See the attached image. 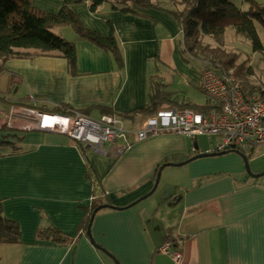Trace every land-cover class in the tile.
Masks as SVG:
<instances>
[{
  "label": "crops",
  "instance_id": "0c3cea01",
  "mask_svg": "<svg viewBox=\"0 0 264 264\" xmlns=\"http://www.w3.org/2000/svg\"><path fill=\"white\" fill-rule=\"evenodd\" d=\"M64 1L33 0L51 12L60 11ZM76 1L71 7L85 26L103 35L114 28L121 60L75 33L68 38L76 45L75 69L55 54L0 61V141L8 134L5 127L24 137L19 151L0 148V200L6 217L21 230L19 242L0 244V264H117L103 249L120 264H264V174L259 175L264 173V145L248 158L250 171L235 150L168 165L162 186L130 206L151 191L163 164L217 152L216 135L164 132L138 139L134 134L147 119L141 109L150 100L152 79L165 82L161 71L169 68L203 92V64L183 57L182 24L161 0L154 1L163 8L136 5L137 13L108 4L92 12L88 0ZM63 28L56 32L62 34ZM183 94L198 103L189 92ZM60 104L95 119L110 111L132 131L131 145L121 154L114 145L104 155L65 133L22 127L34 123V107ZM200 136L211 143L200 145ZM94 202L125 207L96 213L92 236L103 249L83 228ZM48 224L73 240L60 245L38 238L37 229ZM167 241L182 251L180 262L159 252Z\"/></svg>",
  "mask_w": 264,
  "mask_h": 264
},
{
  "label": "trees",
  "instance_id": "16d2710c",
  "mask_svg": "<svg viewBox=\"0 0 264 264\" xmlns=\"http://www.w3.org/2000/svg\"><path fill=\"white\" fill-rule=\"evenodd\" d=\"M246 1L249 4L247 10L241 9L231 0H181L184 6L173 10L163 8L164 6L160 7L154 0H88L92 12H98L108 4L123 13H137L135 10L137 5L163 8L175 14L182 24L186 50L189 53L194 52L196 58L205 62L210 59V66L223 72L235 66L236 58L234 59L232 55L228 57L227 54L219 51L218 47L203 45L202 41L205 36L219 38L218 36L223 34L228 27H234L239 34H245L252 39L254 49L262 52L264 65V45L256 26L257 22L264 28V0ZM73 2L77 1L65 0L60 11L51 12L38 8L33 0H0V61L29 54H55L66 57L75 69L77 58L75 42L56 32L58 27H70L80 38L92 41L120 61L122 51L114 28L112 27L107 35L88 28L73 11L71 7ZM252 72V67L245 68L240 65L236 72L237 83L244 89H256L264 99V66L256 81L250 79ZM257 82L259 83L256 84ZM209 106L208 102L205 105L194 103L183 95L179 96L168 91L166 84L159 77L152 79L150 100L148 105L141 110L146 112L145 116L148 118L164 108H192L196 111H205ZM32 110L65 115L80 111L67 104L46 108L34 107ZM122 116H128V114ZM4 129L8 131V134L0 141V148H8L11 152L19 151L21 147L17 143L21 142L24 137L12 127ZM98 206L99 204L94 202L88 209V216L83 224L85 230L88 228L92 212ZM36 233L38 238L60 245H67L73 240L70 234L64 233L52 224L38 228ZM20 239L19 223L6 217L0 200V244L19 242Z\"/></svg>",
  "mask_w": 264,
  "mask_h": 264
},
{
  "label": "built area",
  "instance_id": "2783aa9c",
  "mask_svg": "<svg viewBox=\"0 0 264 264\" xmlns=\"http://www.w3.org/2000/svg\"><path fill=\"white\" fill-rule=\"evenodd\" d=\"M209 62L203 63L201 89L210 106L205 111L192 108L161 109L146 119L142 129L134 132L138 139L164 132L189 137L216 135L220 142L215 151L239 150L246 154L264 145V99L256 89H244L230 70L223 72L211 67ZM53 117L60 119H51ZM32 118L33 121L37 118L39 122L22 125L25 130L65 133L74 141L104 155L110 154L114 145L118 154L131 145L128 134L132 131L125 128L114 115L105 114L95 119L81 111L65 115L35 110ZM121 138L123 142L118 143ZM158 250L170 254L176 262L182 260V251L176 249L172 241H167Z\"/></svg>",
  "mask_w": 264,
  "mask_h": 264
},
{
  "label": "rangeland",
  "instance_id": "374dc122",
  "mask_svg": "<svg viewBox=\"0 0 264 264\" xmlns=\"http://www.w3.org/2000/svg\"><path fill=\"white\" fill-rule=\"evenodd\" d=\"M231 1L243 10H247L249 8V4L246 0H231ZM160 2H162L165 7L173 8V9L174 8L180 9L181 7L184 6V4L183 5L181 4V0H161ZM256 26L261 41L264 45V28L262 27L261 24L257 22H256ZM63 29L64 30L62 31V34H64L67 38H72L76 35L74 30H72L70 27H64ZM218 37L219 38L205 36L203 38L202 44L211 46L213 48L218 47L217 49L222 53L224 52L225 54H227L228 57L232 55L234 59L236 58L235 66L229 69L235 76L240 65H243V67L245 68L252 67L253 72L250 74V79L252 81L258 80L264 65L262 62V52L260 50L254 49V44L252 39L245 34H239L234 29V27H228L226 31ZM186 49L187 48L183 42L181 46V52L185 59L193 61L195 65H202L205 62L202 59L196 58L194 56V52L190 51L189 53V51H187ZM213 60L216 61V59ZM209 61L210 59L207 60L206 62ZM161 76L165 77L164 78L165 82L169 84L172 90H180L181 92L179 91V93H181L182 95H184L183 93L189 92L194 96V98L196 99L195 101L198 102V104L205 105L207 103L206 94L201 92L198 88L192 86L191 83L188 84L186 80L183 78V76L180 75L179 73L172 71L169 68L167 69L164 68L161 71ZM172 80H173V84L171 86L170 83L172 82ZM258 83L259 82H257L256 84ZM192 100L194 99L192 98ZM106 114L113 115L110 113H106ZM198 140L200 145L211 143V139L208 136H200ZM212 141L215 143L218 142V137L215 136V138H213ZM256 152L257 151L255 150V153ZM255 153H253L254 155L248 153L247 154L248 157L250 155L249 159L254 158L256 156ZM164 179L165 176L164 177L162 176L159 183L160 185L164 183Z\"/></svg>",
  "mask_w": 264,
  "mask_h": 264
},
{
  "label": "water",
  "instance_id": "95a60500",
  "mask_svg": "<svg viewBox=\"0 0 264 264\" xmlns=\"http://www.w3.org/2000/svg\"><path fill=\"white\" fill-rule=\"evenodd\" d=\"M34 122H35V123H38L39 120H38L37 118H34ZM226 152H227V151H223V152H206V153H198L197 155L192 156L191 158H189L188 160H186V161H184V162H178V163L170 162V163H165V164H163V165L160 167L159 171H158L157 178H156V180H155L154 186H153V188L151 189V191L148 192L147 194H145L144 196H142L140 199H138V200L135 201L134 203L130 204V206L136 204L137 202H139V201L142 200V199H145L146 197H148L149 195H151L152 193H154V192L156 191V189L158 188V185H159V183H160L162 170H163L166 166H168V165L181 166V165H183V164H185V163H187V162H189V161H192V160H195V159H198V158H201V157L214 156V155H222V154H225ZM236 152H237L238 154L241 155V157H242L243 160L245 161V165H246L247 169L250 171V165H249V161H248V158H249L248 155H247L246 153H244V152L239 151V150L236 151ZM262 174H264V173H260L259 175H262ZM256 176H257V175H256ZM170 192H171V187H169L168 189H166V190L164 191V193H163V198H164L165 200L168 199V197H169V195H170ZM109 207L116 208V209L125 208V207H120V206H113V205L108 204V203L99 205V206L96 207V208L94 209V211L92 212L91 217H90V222H89V225H88V228H87V235L90 237L92 243H94V245L98 246L99 248H102V247L99 246V245L95 242V240H94V238H93V236H92V230H91L92 222H93V220H94V218H95V215H96V213H97L98 211H100L101 209H104V208H109ZM102 249H103V248H102ZM103 250H104V252H106L108 255H110L112 258H114V260L116 261L117 264H120V263L116 260V258H115V257H114L109 251H107V250H105V249H103Z\"/></svg>",
  "mask_w": 264,
  "mask_h": 264
},
{
  "label": "bare ground",
  "instance_id": "6f19581e",
  "mask_svg": "<svg viewBox=\"0 0 264 264\" xmlns=\"http://www.w3.org/2000/svg\"><path fill=\"white\" fill-rule=\"evenodd\" d=\"M51 119H60V117H53V118H51Z\"/></svg>",
  "mask_w": 264,
  "mask_h": 264
}]
</instances>
